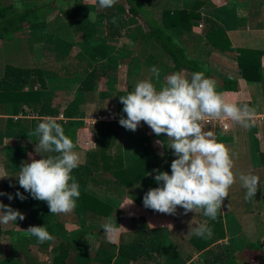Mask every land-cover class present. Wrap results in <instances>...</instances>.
Here are the masks:
<instances>
[{
	"label": "crops",
	"instance_id": "1",
	"mask_svg": "<svg viewBox=\"0 0 264 264\" xmlns=\"http://www.w3.org/2000/svg\"><path fill=\"white\" fill-rule=\"evenodd\" d=\"M45 1L49 0H0V5L23 8ZM137 1L160 24H163L164 11H170V14L178 10L189 11L193 2ZM121 2L122 0H117L114 6L102 9L98 6V0L96 3L93 0H69L61 6H53L46 18L26 24L13 37L0 40V79L5 66L12 65L39 69L44 84L42 86L39 79L32 75L26 86L17 92L20 98L0 94V169L7 173V177L0 178V192L12 194L11 201L7 195L2 196L3 204L10 205L25 216L22 221L17 218L16 221L4 224L8 233L4 234L1 242L0 264H53V249L64 242L65 238L69 239L70 244L64 264H99L94 263L91 258L99 244L98 234L103 231L102 225L108 218H115L117 225L124 228L117 235L114 241L116 244L136 238L138 227L163 228L165 233L158 254L162 257L166 253L165 255L174 257L161 262L212 264L214 257L218 255L225 258L224 263L235 260L239 264H264V256L250 261L251 253L246 254V246L254 241H260L264 254V163L261 160V155L264 154V54L261 58V80L249 82L240 79L237 52L220 51L207 44L206 26L201 19L176 24L172 23L170 14H167L166 29L186 49L189 57L197 59L206 68L210 73L208 78L215 80L216 90L223 93L227 101L247 103L254 109L253 126L250 128H244L230 119L212 121L205 127V130H212L218 141L236 154L233 157L234 173H251L260 178L252 200H245L246 189L238 178L230 187L220 210L221 232L224 236L219 237L206 250L199 251L190 242L191 238L196 237L192 234L193 227L207 224L211 228V235L217 234L202 210L183 214L184 209L177 206V214L168 215L145 208L142 203L144 194L150 188L159 186L152 174H148L135 186L120 190L110 182L112 175L108 171L93 172L92 175L103 182H85L79 189L81 195L76 207L71 212L53 214L51 217L37 212L34 198L19 186L17 177L23 164L30 163L32 159H40L41 156L57 155L42 152L39 148V136L32 134L45 118L53 117L62 125L65 134L76 145L75 150L81 154L82 164L90 166V154L97 151L96 123H119L115 115L114 95L117 91L126 90L128 81L135 86L137 82L151 78L159 90L166 84V78L173 73L180 72L190 78L191 71H174L171 61L156 42L146 40L149 28L143 16L134 18L125 11L122 12V37L112 40L106 36L104 20L99 16L108 10L118 9ZM238 8L244 9L246 15H238ZM200 13L223 27L234 49L249 48L264 52V0H209ZM143 22L148 29L143 30ZM95 46L104 47L107 54L106 58L95 61L96 68L104 72L98 80L102 88L97 91V81L91 91H80L83 76L86 71L91 70L87 67L89 56L87 59L83 56L89 55ZM6 50L10 53H6ZM74 62L75 66L72 67ZM153 66L160 70L158 80L150 72ZM227 77L240 79L237 91L222 89L219 82ZM37 91L41 92L39 98L34 94L28 97V93ZM104 94L107 97L103 98ZM43 103L51 105L47 111L57 109L58 113L41 114ZM91 116L97 118L94 124L86 122ZM119 126V134L111 151L121 154L124 167L132 166L138 158L164 164H171L175 159L173 150L167 147L170 144L167 136H155L143 121L135 132L126 130L120 124ZM142 140H145L146 147L140 143ZM157 140L164 141V144H157ZM17 191L27 199L21 201L17 198ZM83 193L109 204L112 212L105 217L92 215L81 204ZM131 198L134 205L119 208ZM130 212L133 214L129 215ZM29 226L46 227L54 239L38 242L37 238L25 232ZM185 243L186 246L183 245ZM208 249L211 251L206 253ZM146 262L116 257L112 264Z\"/></svg>",
	"mask_w": 264,
	"mask_h": 264
},
{
	"label": "clouds",
	"instance_id": "2",
	"mask_svg": "<svg viewBox=\"0 0 264 264\" xmlns=\"http://www.w3.org/2000/svg\"><path fill=\"white\" fill-rule=\"evenodd\" d=\"M116 3L117 0H98V6L102 9ZM237 14L246 15V11L238 8ZM150 72L159 79L160 70L157 67L153 66ZM216 88L215 80L205 77L201 71L191 73L190 78L176 72L166 78V84L159 90L149 78L137 82L134 90L120 96L126 118L121 116L119 124L135 132L143 121L155 136H167L170 141L167 147L173 150L175 156L170 164L171 174L159 169L152 170L156 173L153 178L159 186L150 188L144 194L142 203L145 208L176 215L177 206H180L184 209L183 214L202 210L205 217L215 220L237 178L246 189L245 200L254 198L259 176L234 173L233 157L236 154L219 142L212 130H205L212 120L229 119L244 128H250L253 126L254 109L247 103L227 101ZM32 134L39 136L42 152L57 155L41 156L40 159L23 164L17 177L19 186L32 198L46 201L51 214L71 212L81 195L80 185L72 175V171L83 163L81 154L75 150L73 140L53 117L42 120ZM156 143L162 145L164 141L157 140ZM5 177L7 173L0 169V178ZM3 195H7L9 201L13 199L12 194L0 192V196ZM15 196L21 201L27 199L19 191ZM132 205L134 200L131 198L119 208ZM17 218L22 221L25 216L0 202V224L6 225ZM102 228L111 242L124 229L117 225L115 218H108ZM25 232L40 243L54 239L44 226H29ZM192 234L210 237L211 228L207 224H200L192 228Z\"/></svg>",
	"mask_w": 264,
	"mask_h": 264
},
{
	"label": "trees",
	"instance_id": "3",
	"mask_svg": "<svg viewBox=\"0 0 264 264\" xmlns=\"http://www.w3.org/2000/svg\"><path fill=\"white\" fill-rule=\"evenodd\" d=\"M69 0H49L36 5H31L23 8H18L13 5H0V40L11 38L17 32L24 29L26 24H33L46 18L52 11L53 6H61L64 2ZM204 6L203 1L195 0L191 9L163 12V24L158 23L146 9L137 0H122L119 4L118 9L108 10L99 17L104 20L106 36L109 39L117 40L122 37L123 31V14L126 12L130 16L137 18L143 16L149 31L146 34V40H154L160 50L167 55L172 63L173 70H189L192 73L201 71L205 77H209L210 73L204 68L197 59H193L187 55V51L182 47L167 31L168 25L165 15H169L172 18V23H190L192 20H202L206 26L205 39L207 44H210L215 49L220 51H233L237 52V66L238 74L240 79H244L249 82H258L262 78L261 72V58L264 54L262 50L249 49V48H237L234 49L232 44L224 31L223 27L215 20L202 16L200 13L201 8ZM115 18V19H113ZM106 50L102 46H95L92 48V56L95 61L100 58H106ZM104 72L97 68H93L90 71H86L83 79L80 82L79 90L88 92L91 91L100 79ZM34 75L39 79L42 86L43 76L39 69L21 68L12 65H6L4 73L0 79V94L10 95L11 98H20L21 96L17 93L22 90L28 83L29 78ZM240 79L237 78H224L221 80L220 86L225 91H237L240 84ZM129 85L126 90L117 91L114 95L116 103V118L120 119L121 116L126 118V113H123V105L120 102V96L126 95L129 91L134 90V85L131 81H128ZM40 91L34 93H28L29 95H36L39 98ZM2 96V99H3ZM26 96V95H25ZM107 97V95L102 96ZM26 98V97H24ZM51 107L49 103H43L41 105V114H57V109H49ZM119 123L118 122H103L98 121L96 123V136H97V151L91 153L90 166L81 164L79 167L72 171V175L78 181L80 187L87 181L93 183H102L96 175H92L93 172L108 171L112 175L110 181L114 187L122 190L135 186L140 183L148 174L155 176L153 169H159L166 171L171 174L170 164L158 163L150 161L144 158H138L136 162L130 167H124L123 159L120 153L111 151L112 144L119 134ZM143 143L145 140L140 141ZM261 160L264 163V154L261 155ZM81 204L88 212L94 216H108L112 212V206L103 202L102 200L83 193L81 196ZM0 202L2 196H0ZM34 208L40 214L51 217L53 214L50 213V209L46 201H39L33 199ZM205 217V216H204ZM209 220V223L213 229L217 232L215 236L210 237H194L190 239L191 244L199 251L206 250L211 244H213L219 237L224 236L221 232V213L219 212L215 220ZM8 233L4 224H0V251L1 242L4 234ZM165 230L163 228H148L138 227L136 229V238L131 241H121L116 244L108 241L103 231H100L99 244L94 252L91 260L94 263L99 264H112L116 257L126 258L131 261H151L154 259L153 253L159 252L162 240L164 238ZM69 239L65 238L64 242L58 245L54 250L53 264H64L68 258ZM211 250L208 249L206 253ZM250 255V261L256 257H263V251L260 241L251 242L246 246V254ZM239 264V262L232 260L225 262L224 257H214L212 264ZM150 264H178L177 261L169 262H158ZM195 264V263H189Z\"/></svg>",
	"mask_w": 264,
	"mask_h": 264
},
{
	"label": "rangeland",
	"instance_id": "4",
	"mask_svg": "<svg viewBox=\"0 0 264 264\" xmlns=\"http://www.w3.org/2000/svg\"><path fill=\"white\" fill-rule=\"evenodd\" d=\"M201 1H203V3H205L204 5H207L208 4V1L209 0H201ZM195 2V0H193V2H192V5H193V3ZM218 3H219V1H217ZM143 24H144V22H143ZM146 29H148L147 28V26H146V24H144V28H143V30H146ZM141 30H142V28H141ZM142 30V31H143ZM126 39H129L128 37H126ZM6 53H10V52H8L7 50H6ZM88 56H89V61L87 60V67H89L90 69H93V68H96L97 67V64L95 63V59L93 58V56H92V51H90V53H89V55H86V56H83V57H85L86 59L88 58ZM101 64H103V63H101ZM100 64V65H101ZM73 66H75V62L72 64V67ZM96 87H97V91H100V89L102 88V85L100 86V82L98 81V84L96 85ZM215 121H217V120H215ZM162 244V243H161ZM184 246H186L187 244L185 243V244H183ZM161 247V246H160ZM160 251V250H159ZM159 253V252H158ZM157 252H154L153 253V256H154V259H152L151 261H147L145 264H150V263H158V262H161V260H170V259H173V255H163L162 257L160 256V254H158ZM187 253V252H186ZM0 256H1V252H0ZM157 256V258H159V259H155V257ZM183 260V259H182Z\"/></svg>",
	"mask_w": 264,
	"mask_h": 264
},
{
	"label": "built area",
	"instance_id": "5",
	"mask_svg": "<svg viewBox=\"0 0 264 264\" xmlns=\"http://www.w3.org/2000/svg\"><path fill=\"white\" fill-rule=\"evenodd\" d=\"M98 119H100V118L98 117ZM96 120H97L96 117L91 116L90 118L87 119L86 122H87L88 124H94V121L96 122ZM212 121H213V122H216L215 120H212ZM212 121H211V122H212Z\"/></svg>",
	"mask_w": 264,
	"mask_h": 264
}]
</instances>
